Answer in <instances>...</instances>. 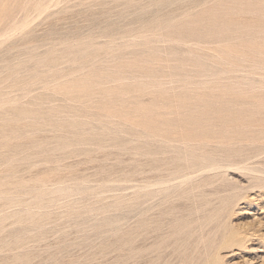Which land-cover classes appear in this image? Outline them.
<instances>
[{
	"label": "rangeland",
	"instance_id": "374dc122",
	"mask_svg": "<svg viewBox=\"0 0 264 264\" xmlns=\"http://www.w3.org/2000/svg\"><path fill=\"white\" fill-rule=\"evenodd\" d=\"M0 264H264V0H0Z\"/></svg>",
	"mask_w": 264,
	"mask_h": 264
}]
</instances>
